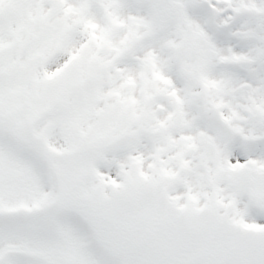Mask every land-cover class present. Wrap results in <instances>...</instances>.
<instances>
[{"label": "snow or ice", "instance_id": "6c2138e0", "mask_svg": "<svg viewBox=\"0 0 264 264\" xmlns=\"http://www.w3.org/2000/svg\"><path fill=\"white\" fill-rule=\"evenodd\" d=\"M0 264H264V0H0Z\"/></svg>", "mask_w": 264, "mask_h": 264}]
</instances>
